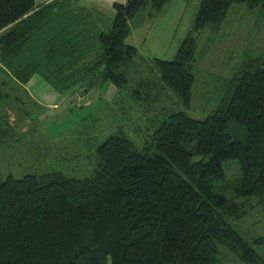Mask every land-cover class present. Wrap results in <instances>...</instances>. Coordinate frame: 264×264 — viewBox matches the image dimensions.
<instances>
[{
  "label": "trees",
  "instance_id": "obj_1",
  "mask_svg": "<svg viewBox=\"0 0 264 264\" xmlns=\"http://www.w3.org/2000/svg\"><path fill=\"white\" fill-rule=\"evenodd\" d=\"M169 1L116 2L104 31L103 12L75 0H0V128L9 123L1 107L10 93L37 74L66 98L104 80L124 87L138 54L124 41L130 19ZM235 4L264 8V0H200L174 58L151 60L158 80L186 106L198 34L220 25ZM237 68L206 118L173 104L165 110L150 135L157 153L138 149L119 131L97 146L89 176L53 169L0 180V264H219L220 245L247 264H264L252 243L264 244V236L248 241L232 223L264 205V54ZM153 83L141 78L134 98L145 99L140 87L159 91ZM232 122L246 127V142L233 138ZM226 159H238L243 174L232 199L215 190L225 180Z\"/></svg>",
  "mask_w": 264,
  "mask_h": 264
},
{
  "label": "rangeland",
  "instance_id": "obj_2",
  "mask_svg": "<svg viewBox=\"0 0 264 264\" xmlns=\"http://www.w3.org/2000/svg\"><path fill=\"white\" fill-rule=\"evenodd\" d=\"M199 4L200 0H171L160 11L146 8L130 19V34L124 41L136 46L138 54L130 64L124 87L120 88L111 80L100 81L89 91H80L76 102L52 117H43L49 109L46 103L59 99L62 94L47 82L52 87L53 91L49 90L52 96H39L37 93H43L42 84L46 81L42 76L37 74L34 79L37 82L28 84L37 98L28 93L27 84L11 92L12 100L1 107L10 124L0 128V180L9 174L21 178L28 173L40 174L53 169L86 177L98 161L97 146L110 134L123 131L138 149L149 148L154 154L157 150L150 141L153 125L164 118L165 110L172 104L176 110L197 119L210 115L223 97L225 80L238 70L243 60L264 54V8L232 5L220 25H206L199 32L196 79L191 104L186 106L169 86L158 80L159 71L151 60L174 58L188 35L181 28L185 23L193 25ZM114 18L115 15L110 16L108 10H104L101 20L104 31H108ZM143 77L153 79V84L161 88L157 92L152 90L149 95L140 87L145 99H135L131 92ZM157 93L158 99L154 96ZM16 94L21 100H14ZM229 131L234 139L246 142L244 125L232 122ZM223 167L225 180L217 181L215 190L232 199L242 183L240 161L226 159ZM235 199L241 202L245 197ZM256 200L250 197L249 202L256 203ZM232 223L248 241L264 236V205L250 207L244 217ZM252 243L256 251L264 255V244ZM218 258L219 264H247L223 245L219 246Z\"/></svg>",
  "mask_w": 264,
  "mask_h": 264
},
{
  "label": "crops",
  "instance_id": "obj_3",
  "mask_svg": "<svg viewBox=\"0 0 264 264\" xmlns=\"http://www.w3.org/2000/svg\"><path fill=\"white\" fill-rule=\"evenodd\" d=\"M36 1V4L37 5H41V4H45V3H48V2H50V1H52V0H35ZM78 4H81V5H84V6H89V7H94V8H96V9H98V10H100V11H102L103 13H104V10L105 11H107L108 10V12L110 13V16L111 15H115V8H114V4L116 3V2H120V3H124V2H126L127 0H75ZM191 27H192V24H187V23H185V25H184V28L182 29L181 28V30H182V32L183 33H185V34H187V33H189L190 32V29H191ZM130 34V33H129ZM128 34V35H129ZM131 45V44H130ZM134 46V45H133ZM179 48V47H178ZM35 76L36 75H34L29 81H28V83H27V85H26V87H27V89H28V93H31L32 95H34L33 93H32V90H31V88H29L28 87V84L30 83V82H33L34 81V79H35ZM34 82H37V81H34ZM40 84H38V86H39ZM37 86V87H38ZM51 86H49V84L45 81L44 82V84H42V91H43V93H47V94H49V95H45V94H43V93H37L39 96H41V97H44V96H50L51 95V93H50V91L49 90H51L52 89V87L50 88ZM51 91H53V90H51ZM54 95V94H53ZM35 96V95H34ZM52 96V95H51ZM36 97V96H35ZM37 98V97H36ZM65 98H66V95H62V96H60V98L58 99V98H56L57 100H54V101H50L49 103H46L47 105L46 106H48V108L50 109V108H54V107H57V106H59L64 100H65ZM39 100H41L43 103H44V101L42 100V99H39Z\"/></svg>",
  "mask_w": 264,
  "mask_h": 264
},
{
  "label": "water",
  "instance_id": "obj_4",
  "mask_svg": "<svg viewBox=\"0 0 264 264\" xmlns=\"http://www.w3.org/2000/svg\"><path fill=\"white\" fill-rule=\"evenodd\" d=\"M103 77L104 73L101 74V78ZM86 90L87 89H85V91ZM81 93L82 92L70 94L59 106L48 109L43 117H52L65 112L74 102L80 98Z\"/></svg>",
  "mask_w": 264,
  "mask_h": 264
}]
</instances>
